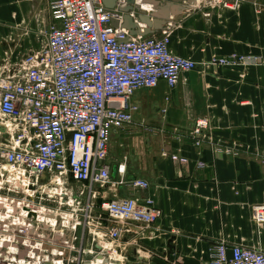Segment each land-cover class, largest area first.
<instances>
[{"label": "built area", "instance_id": "built-area-1", "mask_svg": "<svg viewBox=\"0 0 264 264\" xmlns=\"http://www.w3.org/2000/svg\"><path fill=\"white\" fill-rule=\"evenodd\" d=\"M241 1L203 3L236 8ZM117 9L108 10L103 0H49L44 44L0 71V264H124L118 244L125 227L144 231L160 219L150 198L117 201L101 194L111 185L149 187L128 181L124 164L111 180V135L132 123L135 92L160 82L172 90L197 64L170 52L167 32L128 39L111 25L121 20ZM262 63L231 55L207 64L246 70ZM208 130L207 119L195 123L196 148ZM251 220L264 231V204L252 207ZM205 264H264V250L222 241Z\"/></svg>", "mask_w": 264, "mask_h": 264}, {"label": "crops", "instance_id": "crops-1", "mask_svg": "<svg viewBox=\"0 0 264 264\" xmlns=\"http://www.w3.org/2000/svg\"><path fill=\"white\" fill-rule=\"evenodd\" d=\"M105 1L114 9L125 5ZM132 1L139 9L117 28L128 39H160L167 32L170 52L197 68L172 90L160 82L135 92L132 123L111 135V170L124 164L128 181L149 187L111 185L101 194L117 201L150 198L161 211L147 230L125 227L118 244L124 264H205L222 241L264 250V231L251 220L252 207L264 204V0H243L236 8L203 0ZM51 23L49 0H0V71L39 49ZM231 55L263 63L246 70L207 64ZM200 119L209 130L196 148L190 134ZM174 155L187 162L172 161ZM117 179L114 169L111 180Z\"/></svg>", "mask_w": 264, "mask_h": 264}, {"label": "water", "instance_id": "water-1", "mask_svg": "<svg viewBox=\"0 0 264 264\" xmlns=\"http://www.w3.org/2000/svg\"><path fill=\"white\" fill-rule=\"evenodd\" d=\"M106 1L105 0H103V4L105 3ZM179 2H181V0H179ZM188 2V4L191 2V0H188L187 1ZM124 3H125V5H124V7H121V8H119L118 7V12H119V14H121V20L123 21V23H125V24H128V20H129V18H128V14L131 12V11H133V10H137V9H139L138 8V6L137 7H131L133 4H134V2L132 1V0H125L124 1ZM108 3L106 2V5H107ZM107 9H109V10H114V8H115V6H113V7H107V6H105ZM131 7V8H130ZM123 15V16H122ZM138 20V22L139 23H143V22H145V19H143V18H138L137 19ZM111 25L114 27V28H117V27H119V20H116V19H114V20H111ZM130 30V29H129ZM0 131L1 132H3V130L0 128ZM113 169V168H112ZM115 169V171H116V167L114 168ZM114 169L113 170H111V175L113 176V173H114ZM133 180H134V178H133Z\"/></svg>", "mask_w": 264, "mask_h": 264}]
</instances>
